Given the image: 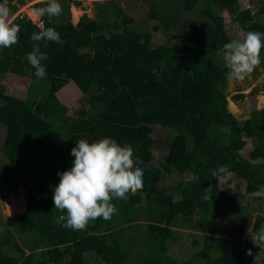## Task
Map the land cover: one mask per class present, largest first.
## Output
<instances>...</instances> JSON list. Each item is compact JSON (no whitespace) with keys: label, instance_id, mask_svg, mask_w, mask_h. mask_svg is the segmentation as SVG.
Returning a JSON list of instances; mask_svg holds the SVG:
<instances>
[{"label":"trees","instance_id":"obj_1","mask_svg":"<svg viewBox=\"0 0 264 264\" xmlns=\"http://www.w3.org/2000/svg\"><path fill=\"white\" fill-rule=\"evenodd\" d=\"M12 1L8 0L10 12ZM180 1L190 11L198 0ZM238 1L203 0L204 24L194 29L192 40L151 47V34L127 29L125 11L114 0L94 1V18L71 6L72 21L68 0H59L63 11L58 17H40L42 25L55 28L63 40V44L49 41L48 47L41 46L48 55L42 62L46 65L43 79L35 77L26 58L34 45L31 34L39 26L25 16L15 17L19 42L0 48V78L26 76L30 83L24 98L5 94L0 84L4 132L0 183L24 189V212L8 216L5 223L28 238L30 255L27 258L9 246L13 235L4 237L0 229V264H195L192 259L201 264H249V251L264 250V245L251 239L264 227V212L253 215L218 183L223 171L245 181L248 195L264 186V105L239 121L229 111L223 90L229 70L221 50L231 38L216 10L230 12L233 23L244 32L264 33V20L254 19L255 12L249 8L239 9ZM146 4L145 16L160 20L153 29L163 24L168 31L173 23L177 37L181 24L171 14H158L161 0H146ZM42 6L34 4V8ZM258 10L264 14L263 6ZM260 55L264 62V49ZM70 81L84 95L80 116L69 115L57 96ZM37 83L43 88L36 92ZM241 96L235 94L233 99ZM154 125L177 130L167 144L165 162L179 175L186 174L174 187L179 198L173 196L172 188L158 185L162 170L148 164ZM244 136L252 141L249 159L239 154ZM103 137L132 145L133 159L139 161L136 166L143 169V188L129 193L126 200L114 199L117 211L111 219H96L84 230H70L61 219L66 213L53 204L58 172L71 167L70 152L77 141ZM251 198L254 204L264 203V198ZM226 207L239 211L236 226L219 238L203 232L201 245L181 251L178 257L169 254L167 240L173 236V227L182 228L193 212L207 218L213 208ZM115 217L118 227L112 224ZM252 219L250 238L241 241ZM140 226L136 250H130L125 234Z\"/></svg>","mask_w":264,"mask_h":264},{"label":"rangeland","instance_id":"obj_2","mask_svg":"<svg viewBox=\"0 0 264 264\" xmlns=\"http://www.w3.org/2000/svg\"><path fill=\"white\" fill-rule=\"evenodd\" d=\"M94 1L96 0H68V11L69 20H71V6L75 8L79 14H85L91 18L96 16V8L94 6ZM105 1V0H99ZM38 0H13L11 5L14 10L11 16L22 15L29 18L32 22L37 25L42 22L40 17H37L34 13V4ZM240 8H249L251 12L254 13V19L263 21L264 14L260 13L258 8L264 7V0H239ZM114 5H117L125 11L124 22L127 24V29H134L140 32H149L151 34V39L149 45L155 47L159 44H178L185 41H190L194 38V29L200 24H204L205 16L201 15L203 11L204 3L203 0H198L190 11L183 9L180 0H161V4L158 7V14L161 16L172 15L181 24V29L174 37V32L171 28L174 24L170 26L171 28L164 30L165 25L161 24L158 30H154L153 26L160 23V20H150L145 16L148 7L146 0H114ZM223 17L224 28L226 33L231 38V40L239 38L245 33L238 25L233 23V15L226 10L218 11ZM257 11V12H256ZM170 12V13H169ZM72 21V20H71ZM193 30V32H192ZM176 32V33H177ZM30 83V79L24 76H15L7 74L0 78V84L4 87V93L7 95H15L20 98H24L26 95L27 87ZM37 90L43 88L42 83H37ZM226 93L227 106L229 111L235 116L239 121L244 120L249 117L250 112L253 109H259L264 105V62L257 66L254 71L247 76L243 81H238L229 75L227 86L223 89ZM235 94H242L238 99H233ZM58 99L67 108L69 115L80 116L82 114L83 97L84 95L77 89L73 82H68L63 88H61L57 93ZM177 132L176 129H165L159 125H154L152 127L151 136L153 138V145L151 147L152 159L148 163L159 167L162 170V179L158 183L161 187L172 188L171 192L175 198H179V192L174 189L177 181L185 179L186 174L183 176L179 175L174 169L167 167L165 162V157L167 154V144L172 137ZM3 128L0 126V143L3 136ZM252 141L249 136H244L241 138L239 154L246 159H249V152L251 151ZM219 187L225 191L227 194H235L239 202H241L242 207L245 209L252 210L253 215L261 212L263 213L261 204H254L250 195L245 192L246 183L239 177L228 172H219ZM24 189L20 185L0 183V229L3 231V236L6 237L8 234H12L13 238L8 240V245H12L14 250L24 253L27 258H29V253L26 249V244L28 238L26 236H20L14 227L6 226L5 220L8 216L14 215L17 212L10 213L8 211L7 205L9 204L11 198H23ZM24 206V204H23ZM19 212V211H18ZM207 215V218L194 213L186 219V222H182V228L173 227V236L167 240L168 252L172 257H178L180 252H186V250L193 249V246L201 245V234L203 232L214 235L219 238L221 235H225L227 230L233 226H236L237 221L241 218L240 213L237 210L230 208L215 209ZM201 221L198 224V221ZM141 226L143 221L140 220ZM253 219L246 227V234L241 237V241L245 237H249L250 226ZM186 223H191L195 229H190ZM113 226H120V221L118 217H115L112 222ZM136 231H131L125 234L126 245L130 250H136L138 241L142 234V227ZM189 228L190 231L187 232ZM27 241V242H26ZM91 257H87L90 259ZM185 259L188 256L185 254ZM249 264L255 261H262L258 264H264V252H258L253 250L248 256ZM195 264H201L195 259H192ZM104 264V263H101Z\"/></svg>","mask_w":264,"mask_h":264},{"label":"clouds","instance_id":"obj_3","mask_svg":"<svg viewBox=\"0 0 264 264\" xmlns=\"http://www.w3.org/2000/svg\"><path fill=\"white\" fill-rule=\"evenodd\" d=\"M38 2L43 6L34 9L37 17L47 16L51 20L63 11L59 0ZM14 21L8 0H0V48H10L19 42L20 25ZM30 39L34 45L26 58L34 69L35 77L43 79L46 65L42 62L48 59V55L41 50V46L48 47L49 41L63 44V40L55 28L42 24ZM262 49L264 33L256 31H247L241 37L225 43L221 51L229 75L243 81L261 64ZM133 152L132 145H122L112 137L76 142L70 152L74 157L72 165L58 172L60 179L52 196L55 208L66 213V216H61L66 221L63 227L79 231L84 230L90 221L100 218L109 220L117 211L114 199L126 200L129 193L135 194L143 188V169L136 166L139 161L133 159ZM250 196L264 198V186ZM251 239L264 245V227L251 235Z\"/></svg>","mask_w":264,"mask_h":264},{"label":"bare ground","instance_id":"obj_4","mask_svg":"<svg viewBox=\"0 0 264 264\" xmlns=\"http://www.w3.org/2000/svg\"><path fill=\"white\" fill-rule=\"evenodd\" d=\"M23 204H24V201L22 198H11L9 204L7 205L8 207V211L10 213L12 212H18L20 210H22L23 208Z\"/></svg>","mask_w":264,"mask_h":264},{"label":"crops","instance_id":"obj_5","mask_svg":"<svg viewBox=\"0 0 264 264\" xmlns=\"http://www.w3.org/2000/svg\"><path fill=\"white\" fill-rule=\"evenodd\" d=\"M23 199V201H24V206H23V208H22V210H20L19 212H17V213H22V212H24V210H25V206H26V202H25V200H24V197L22 198ZM261 205H262V210H264V203L262 202V203H260ZM246 209V208H245ZM249 209V208H248ZM247 209V210H248ZM16 213V214H17ZM250 223V222H249ZM248 227V226H247ZM251 227V226H250ZM188 231H190L189 229H187V232ZM258 252H264V250H257ZM257 263H260V262H262V261H256ZM263 262H264V260H263Z\"/></svg>","mask_w":264,"mask_h":264},{"label":"built area","instance_id":"obj_6","mask_svg":"<svg viewBox=\"0 0 264 264\" xmlns=\"http://www.w3.org/2000/svg\"><path fill=\"white\" fill-rule=\"evenodd\" d=\"M19 17H22V15H18ZM41 24H42V22H40ZM41 24H39L38 26H40ZM246 234V233H245ZM248 234V233H247ZM245 238H250V236L249 237H245Z\"/></svg>","mask_w":264,"mask_h":264}]
</instances>
